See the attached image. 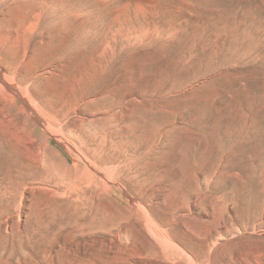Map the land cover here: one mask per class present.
I'll return each instance as SVG.
<instances>
[{"label": "rangeland", "instance_id": "1", "mask_svg": "<svg viewBox=\"0 0 264 264\" xmlns=\"http://www.w3.org/2000/svg\"><path fill=\"white\" fill-rule=\"evenodd\" d=\"M0 264H264V0H0Z\"/></svg>", "mask_w": 264, "mask_h": 264}, {"label": "bare ground", "instance_id": "2", "mask_svg": "<svg viewBox=\"0 0 264 264\" xmlns=\"http://www.w3.org/2000/svg\"><path fill=\"white\" fill-rule=\"evenodd\" d=\"M6 84L8 85L9 88L11 89H14V86L9 82V81H5ZM5 87V86H4ZM14 91V90H12ZM23 98V97H22ZM23 101V100H22ZM24 104L25 106L29 109V112L30 114L32 115L33 119L36 121V124L38 127L41 128V135H42V138L43 139H46V134L51 132L52 130H54L53 128V125L51 124V121L50 119L44 115V114H40L38 111H42L41 108L39 107V105L37 104V102H35V100H31V102L27 99H24ZM38 110V111H37ZM27 120L28 118H25V122H24V126H27ZM62 129V127H61ZM57 130V129H55ZM60 130V129H59ZM63 130V129H62ZM73 136V135H72ZM33 140V138H32ZM74 141V140H73ZM76 141V140H75ZM72 143H75V142H72ZM77 144V143H76ZM80 146V145H79ZM78 147V145H77ZM40 151V149H39ZM80 153V152H79ZM86 170L92 174V172H96L98 171L96 165L94 163H91V164H88L86 165ZM103 174V173H102ZM106 175V174H105ZM103 174V176H105ZM106 179H105V185L107 186V188H110L112 189V186L111 184L117 182L118 183V186H120L121 188H123L124 190L126 189L125 188V183H120L118 182L117 180H115L114 178L111 177V175L108 173L106 176Z\"/></svg>", "mask_w": 264, "mask_h": 264}]
</instances>
